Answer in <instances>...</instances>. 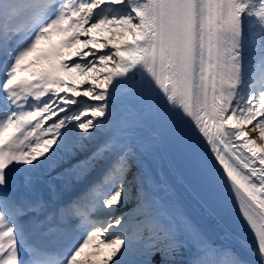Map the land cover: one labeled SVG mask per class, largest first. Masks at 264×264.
Instances as JSON below:
<instances>
[{"label": "snow or ice", "instance_id": "6c2138e0", "mask_svg": "<svg viewBox=\"0 0 264 264\" xmlns=\"http://www.w3.org/2000/svg\"><path fill=\"white\" fill-rule=\"evenodd\" d=\"M0 264H264V0H0Z\"/></svg>", "mask_w": 264, "mask_h": 264}]
</instances>
